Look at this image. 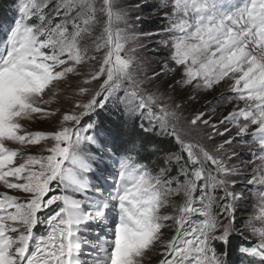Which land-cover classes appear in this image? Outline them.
<instances>
[{"label": "snow or ice", "instance_id": "snow-or-ice-1", "mask_svg": "<svg viewBox=\"0 0 264 264\" xmlns=\"http://www.w3.org/2000/svg\"><path fill=\"white\" fill-rule=\"evenodd\" d=\"M157 7L167 9L160 33L168 36L162 45L169 56L159 70L141 75L136 48L126 47L135 37L126 32L128 12L118 0H19L18 18L0 42V184L23 199L0 192V264H86L84 243L102 253L90 264H233V250L251 258L247 264H264V0H161ZM177 72L169 89L227 85L232 110L218 123L204 113L184 121L182 105L164 103L167 91L156 84ZM69 75L81 78L76 95L84 99L62 113L58 128L28 131L26 122L56 114L49 106ZM112 101L129 118L147 119L149 127L140 129H159L179 151L153 146L162 157L156 170L123 157L113 190L85 202L68 194L89 187L85 174L92 169L82 145L103 148L108 139L97 122L81 124ZM199 124L212 129L208 141L233 130L250 135L255 159L234 167L237 154L225 151L233 139L204 144ZM35 145L41 154L25 151ZM248 164L245 183L256 200L240 223L245 194L235 190L234 177ZM53 205L51 215H41ZM89 221L107 229L98 243L79 235ZM41 224L49 230L36 237ZM251 238L250 246L238 242Z\"/></svg>", "mask_w": 264, "mask_h": 264}, {"label": "rangeland", "instance_id": "rangeland-1", "mask_svg": "<svg viewBox=\"0 0 264 264\" xmlns=\"http://www.w3.org/2000/svg\"><path fill=\"white\" fill-rule=\"evenodd\" d=\"M118 3L125 5L126 11L128 12L127 28L126 32L129 37H135L130 40L126 47L136 48V54L138 57L139 69L141 75L147 73L151 75V70L157 68V65L169 56V49L163 47L162 41L168 39L166 34L160 33V29L167 25L168 21L164 18V12L167 9L157 7L160 5L161 0H118ZM18 6L13 8L11 16L8 14H3L0 16V42L6 38L7 30L13 25L14 20L18 18ZM124 27L123 24L120 25ZM142 33H153L151 36H144ZM160 33V34H156ZM143 44L145 47H140ZM157 70H159L157 68ZM82 71H88V68L82 69ZM180 78L179 72L175 74H170L167 77L162 78L156 82L160 92L167 91V96L164 98V103L181 104L182 108L180 113L184 118V121L190 120L199 113H204V119H209L211 123H218L219 120L223 119L229 111L232 110L233 104L235 103L234 94L228 89L227 85H217L213 89H199L194 90L191 87H181L177 86L175 90L169 89L167 86L169 83H174L175 80ZM81 83V78L69 75L66 83L59 85L57 92L56 101L49 107L57 110L54 116H49L46 118L38 117L37 119L26 122V128L28 131H52L60 126L62 113L66 111H71L73 107V102L78 99H84L76 95L77 87ZM98 86V82H93L89 85L91 89H95ZM154 90V89H152ZM122 95V93H121ZM195 96V99H189V96ZM171 99H168V97ZM242 103V102H241ZM117 107L116 102H109L106 107ZM123 108V106L121 105ZM100 109L97 110L99 112ZM95 115V114H94ZM85 117L82 121L81 126H86L89 122L88 118ZM127 119L129 118L125 115ZM95 119L91 120L94 122ZM147 123L149 121L147 119ZM154 123V122H153ZM225 125H219V131L224 130ZM231 128V125H227ZM99 130H102L99 126ZM97 130H91L88 135H96ZM197 132L202 139V143L209 146L221 143L225 138L233 139V143L225 145V151L231 154L233 151L237 154L236 158L231 161L234 167H243V164H247L249 160H254V152L256 151V146L252 143L251 136H237L235 130L232 131L231 137L226 134L225 137L215 136L212 141H208L206 136L212 133V129L203 124H199ZM101 134L103 132L101 131ZM42 144L48 142H41ZM176 143V142H175ZM177 144V143H176ZM178 145V144H177ZM109 142L106 147H101L99 143H89L85 142L82 145L83 154L88 158V162L91 165L92 171L85 174L88 179V185L86 191L79 193H72L69 191V195H73L74 198L84 200L85 202H90L101 194L107 196L110 191L113 190V185L116 179V174L119 171V166L115 167L114 164L118 163V160L111 156ZM179 147V145H178ZM27 153L31 154H41L40 146H29L25 149ZM179 151V150H178ZM46 154V153H45ZM243 162V164H242ZM252 170V165L248 164L245 172L241 175L234 177L236 180V191L243 192L245 198L238 202L237 210V220L240 223L253 212L255 206V190L253 186H247L245 183V175H248ZM175 175V172H173ZM54 192H59L60 189L57 188L56 184H53ZM0 192H7L9 195H16L23 199V194L17 192L16 190H8L0 184ZM51 195V193H50ZM87 207V203L85 204ZM56 205H53L47 209H44L41 213L42 216H48L53 213ZM48 227L45 224L39 225L34 229V236L39 237L46 235ZM80 237L84 241L97 242V236L103 240L104 236L108 235L107 229L96 221H89L86 225L82 226L79 233ZM244 242L253 245L255 243V238L249 240H244ZM34 246V244H33ZM102 253L98 248H92L90 243H84L81 252V260L85 261L86 264H90V261L99 256Z\"/></svg>", "mask_w": 264, "mask_h": 264}, {"label": "trees", "instance_id": "trees-1", "mask_svg": "<svg viewBox=\"0 0 264 264\" xmlns=\"http://www.w3.org/2000/svg\"><path fill=\"white\" fill-rule=\"evenodd\" d=\"M18 2L19 0H0V16L3 14L11 16V12ZM88 119H95L94 122H97L103 134H106L111 156L118 160V163L114 164L115 167L119 166L123 157L131 156L135 162L147 165L150 170H156L160 166L162 157L160 154L154 153L153 146L174 152L179 150L178 145L171 137L159 135V129L155 132H143L140 129V124L143 123L145 127H149V123L136 117L127 119L121 106L105 107L103 110H99L94 118ZM238 242L243 243L244 246H250L244 241ZM231 259L233 264H247V259L251 258L241 257L237 251L233 250Z\"/></svg>", "mask_w": 264, "mask_h": 264}]
</instances>
